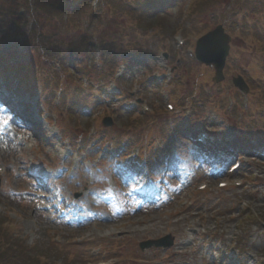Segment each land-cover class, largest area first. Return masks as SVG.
I'll return each mask as SVG.
<instances>
[{"label":"rangeland","instance_id":"1","mask_svg":"<svg viewBox=\"0 0 264 264\" xmlns=\"http://www.w3.org/2000/svg\"><path fill=\"white\" fill-rule=\"evenodd\" d=\"M98 1L95 14L89 0H0V46L9 42L16 55L24 40L22 66L31 76V88L17 87L25 75L1 58L7 73L0 93L4 224L30 246L56 248L63 253H54L58 262L69 264L263 260L264 0H210L217 10L209 14L203 11L210 4L197 10L195 2L190 14L189 0H165L141 15L132 7L138 11L143 0ZM219 24L232 41L224 78L215 82L212 66L187 51ZM82 37L85 45L74 50ZM120 46L125 66L115 65ZM94 64L111 70L101 75ZM82 65L86 70L78 73ZM236 75L248 84L246 95L232 85ZM108 115L113 122L103 126ZM228 129L239 138L229 141ZM200 130L216 139V164L211 152L193 147ZM132 151L155 181L145 200L134 192L137 164L126 160ZM235 160L240 168L230 173ZM201 184L207 188L199 190ZM165 235L171 246L139 247Z\"/></svg>","mask_w":264,"mask_h":264},{"label":"trees","instance_id":"2","mask_svg":"<svg viewBox=\"0 0 264 264\" xmlns=\"http://www.w3.org/2000/svg\"><path fill=\"white\" fill-rule=\"evenodd\" d=\"M213 1L214 4L218 2V0H213ZM163 4H164L163 0H143L142 2H140L138 11L135 10L133 13L141 15V13L147 11L149 8L157 5L162 6ZM209 4L211 5L210 8L203 11V14L205 13L209 14L217 10L216 8L217 6H213L210 0H201L200 2L197 3L195 9L200 10L201 8L209 7ZM10 13L11 15H13L14 9L10 10ZM157 29L162 30L164 29V27L160 26ZM81 39L83 40H79L78 43L75 45L76 47L78 46L82 48L85 45L84 43L85 38H81ZM102 52L104 53V51ZM107 53L109 54V56H111V53L108 50V48H107ZM124 56H127V54H125ZM78 70L80 72H85L86 69L78 68ZM5 221H6L5 217L3 219L2 217H0V264H69V262H67V260L64 261V259L61 262H58V260L54 256V253H56V255H61L63 253L57 251L56 248L53 251L47 248L48 246H38V245L30 246L27 243H25V241L20 239L21 238L19 235L20 233H16L14 229L6 226L4 224ZM255 264H264V257L263 260H258V262H256Z\"/></svg>","mask_w":264,"mask_h":264},{"label":"water","instance_id":"3","mask_svg":"<svg viewBox=\"0 0 264 264\" xmlns=\"http://www.w3.org/2000/svg\"><path fill=\"white\" fill-rule=\"evenodd\" d=\"M230 38L223 33L222 27L218 26L197 42L196 53L198 58L206 64H213L216 69L217 79L221 78V70L225 56L228 52ZM105 125H111L109 119L104 120ZM173 243L170 235L157 240H147L140 243V248L145 249L151 246L168 247Z\"/></svg>","mask_w":264,"mask_h":264}]
</instances>
